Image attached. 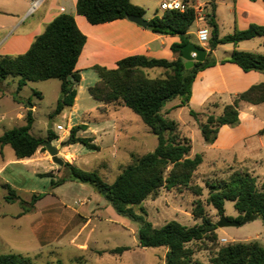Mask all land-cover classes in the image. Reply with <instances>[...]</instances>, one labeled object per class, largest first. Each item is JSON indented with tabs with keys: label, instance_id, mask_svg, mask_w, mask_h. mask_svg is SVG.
<instances>
[{
	"label": "rangeland",
	"instance_id": "obj_1",
	"mask_svg": "<svg viewBox=\"0 0 264 264\" xmlns=\"http://www.w3.org/2000/svg\"><path fill=\"white\" fill-rule=\"evenodd\" d=\"M23 4L24 0H0V54H20L27 45V35L37 13L33 11L24 16ZM191 31H195L194 25ZM254 42L257 41L245 44L254 49L257 46ZM246 45H242L243 49ZM217 55L224 56V50L218 51ZM154 70L158 69L150 70V77H154ZM18 79L9 77L8 85L0 90V136L7 130L25 125V120L19 119L17 113L20 107H26L33 111L30 133L34 137L45 140L51 121L52 131L57 136L51 144L59 149L58 157L77 169L97 173L108 184H112L123 167L134 158L153 152L157 146L156 136L128 108L109 105L101 109L104 106L89 96L87 87L98 81L92 70L83 74L74 108H67L54 118L50 115L60 96L59 80L27 82L17 91ZM225 101L222 96L219 106L207 104L205 108L189 104L170 111L167 116L178 123L180 134L190 139L191 157L203 156L192 180V186L201 188V196L196 197L186 189H161L157 198L145 200L142 206L147 214L146 220L155 228L172 220L187 227L201 225V219L192 215L194 203L198 200L210 223L216 224L221 216L206 203L210 186L227 182L234 172L248 173L256 179L259 189L264 186V144L258 137L240 140L229 149H211L202 139L197 121H204L203 114L221 115ZM178 102L179 99H175L166 106ZM248 107L246 105L243 111ZM251 108L257 121L264 123V105ZM189 110L199 113L197 120L190 116ZM57 124L62 125L65 132L56 131ZM82 124L97 129L96 143L92 141V144H97L99 151H90L79 144L62 145L70 128ZM106 126L107 130L103 131L102 127ZM244 128L248 130L250 125L245 123ZM77 136L90 137L83 131ZM41 152L48 154L45 148ZM25 161L17 160L9 146L0 149V254H21L34 264H164V247H140V222L117 214L90 185L70 181L64 164L58 166L52 162L51 165L36 159ZM53 169L56 172L50 174L52 177L37 176V173H50ZM57 179H65V182L53 188L51 182ZM5 184L16 191L24 204L4 200L7 195ZM33 194H43L44 197L35 203L33 209L22 214L24 208H29ZM224 209L226 218L235 220L239 216L231 201L224 202ZM133 210L140 213L138 206ZM203 231L208 239L188 244L194 250L193 258L201 264H211V258L221 247L237 242H257L264 247V223L259 218L239 227L217 228L215 241H209L212 234L208 232V226ZM222 239L226 242L222 243ZM117 247H128L129 250L121 255L110 254V250Z\"/></svg>",
	"mask_w": 264,
	"mask_h": 264
},
{
	"label": "trees",
	"instance_id": "obj_2",
	"mask_svg": "<svg viewBox=\"0 0 264 264\" xmlns=\"http://www.w3.org/2000/svg\"><path fill=\"white\" fill-rule=\"evenodd\" d=\"M215 0H209L210 12H206L202 26L209 30V39L204 45L208 56L204 62H195L191 69L186 70L181 58V49L191 41L188 34L193 25L196 12L190 0H184V12L157 11L147 21L146 29L152 33L176 36L179 43L171 46L175 59H150L142 55L123 58L116 63V68L107 69L95 65L93 71L98 81L87 90L89 96L105 107L119 105L128 108L156 136L157 146L153 152L136 157L123 167L112 184L105 182L97 173L86 172L64 163L69 173V180L90 185L108 201L119 215L140 222L138 242L142 248L166 249L164 264H201L194 257V250L188 246L193 242L208 239L202 234L205 226L216 240L214 231L216 224H211L206 217L201 201H196L192 215L201 219V225L187 227L177 221H169L161 228H155L146 220V211L142 204L147 199H155L161 189L190 190L196 197L201 196V188L192 186L194 175L203 162L201 154L190 156L191 141L180 134L178 123L168 118L166 104L179 99L175 108L188 107L192 94V85L197 75L212 67L216 62L211 58L212 52L221 45H234L255 38H264V27L251 24L246 30H235L232 34L220 37L214 21ZM76 13L85 18L90 25H100L117 20H128L129 17L144 18L145 10L133 5L130 0H77ZM86 43V36L77 27L74 18L68 14H60L54 18L43 32L36 36L28 50L19 55H0V82L9 77H18L17 91L27 82L59 80L60 96L50 118L62 113L74 105L77 85L81 81L76 64ZM198 46V45H197ZM200 47V46H199ZM231 63L243 72H257L264 75V55L233 49L229 57L221 63ZM162 69L164 72L157 77H150L146 70ZM16 101L15 98H13ZM242 103L256 106L264 104V81L250 86L237 94L230 104L223 107L221 115L203 114L204 121H197L205 144L215 142L219 129L223 126L236 128L240 124L239 111ZM32 110L25 114V125L5 131L0 136V148L9 146L17 160L29 158L37 150H43L46 142L57 138L52 129L47 130L46 139L36 138L31 133L33 124ZM195 120L199 113L189 110ZM86 125L70 128L68 138L63 146L79 144L90 151H99L92 144L91 138L79 137L77 133L85 131ZM41 177H51L42 174ZM65 179L51 182L53 188L62 185ZM8 203L19 201L24 204L16 191L8 184L4 185ZM43 194H33L29 208H34ZM234 203L239 214L235 219L241 222L245 217L258 215L264 223V186L257 187L256 179L248 173L234 172L227 182L211 185L206 203L219 216H223L224 202ZM138 206L140 213L134 212ZM232 220L231 218H228ZM128 247H117L110 254L121 255ZM211 264H264V247L257 242H237L221 247L211 258ZM0 264H34L29 257L21 254H0ZM57 264H60L59 262Z\"/></svg>",
	"mask_w": 264,
	"mask_h": 264
},
{
	"label": "crops",
	"instance_id": "obj_3",
	"mask_svg": "<svg viewBox=\"0 0 264 264\" xmlns=\"http://www.w3.org/2000/svg\"><path fill=\"white\" fill-rule=\"evenodd\" d=\"M37 1H40V3L33 9V6ZM130 1L133 5L139 6L145 10V16L143 19L148 21L155 16L157 11H159V5L167 0ZM179 1L183 2L184 0ZM190 1L192 2L191 5L194 8H201L204 16L206 12H210L208 7L209 0ZM76 2L77 0H24L23 15L25 16L35 11L34 14L37 13V16L34 18L31 30L27 35V45L24 46L22 53H20H25L34 38L40 35L46 25H48L60 14H68L74 18L77 27L86 36V43L76 64V70L80 73L81 81L76 87L77 95L74 105L71 108H74L76 105L84 72L89 70L93 71L92 67L95 65L105 67L107 69H114L116 68V63L119 60L134 55H142L150 59H165L168 61L175 59V54L171 51V46L174 43L180 42L178 37L152 33L146 28L139 27L128 20H117L100 25H90L84 17L77 15ZM214 4V21L218 27L220 37L232 34L235 30H246L251 24L264 27V0H215ZM34 14L31 17H33ZM193 25L195 26V31H191L190 28L188 34L191 38L190 42L197 45V30L202 26V22L194 21ZM253 41H257L254 42L257 45L254 49L245 44L252 43ZM242 45H246V47L243 49ZM233 49L264 55V38H255L249 41H243L238 43L236 46H218L211 54V58L216 62V64L203 70L197 75L192 85V94L189 104L194 103L201 108H205L207 104L219 106V102L222 96H224L227 100L225 101V104L227 105L232 102L233 98L237 94L247 90L254 84L264 81V75L257 72H243L234 64L227 62L221 63V61H224L229 57ZM220 50H224V56L217 55ZM150 70H146V73L149 76ZM154 71H156L154 77L160 76L164 72L162 69ZM7 79L0 82L1 91L8 85ZM88 88L89 87H87V90ZM178 104L179 102L167 105L165 109L173 112L177 109L175 107ZM246 105L249 106L248 110L243 111ZM116 106L117 105H115V107ZM112 107H114V105ZM251 107L254 106L242 103L239 111V126L236 128H229L227 126L221 127L215 142L209 145V147L211 149H229L240 140L244 141L249 137H258L260 139V143L264 144V139H262L264 138V135H261L264 134V123L257 121V117L251 113ZM27 111L28 109H26V107H20L17 117L25 120V114ZM2 119L3 117H1V120ZM245 123L250 125L248 130L244 128ZM102 128L103 131L104 129L107 130V126L106 128ZM84 133H89L90 137L93 138L92 141L96 143V135L98 134L97 129L86 126ZM0 149L3 150V147ZM35 159L37 161H47L49 164L53 165L48 154H42L40 149L37 150L33 156L22 160H26L25 162H27ZM1 170L2 168L0 171ZM55 172L56 170L53 169L48 174H54ZM41 175L42 174L37 173V176L41 177Z\"/></svg>",
	"mask_w": 264,
	"mask_h": 264
},
{
	"label": "water",
	"instance_id": "obj_4",
	"mask_svg": "<svg viewBox=\"0 0 264 264\" xmlns=\"http://www.w3.org/2000/svg\"><path fill=\"white\" fill-rule=\"evenodd\" d=\"M128 21L139 26L142 28L147 27V21L143 18L138 17H129ZM181 58L184 60V67L186 70L191 69L194 66L195 62H204L207 58V50L203 47H199L196 44L189 42L186 45H184L181 49ZM31 108V107H30ZM52 128L51 121L49 122L48 129ZM45 150L47 151L48 155L51 158V161L58 165L63 166L64 162L61 160V158L58 157V148L53 146L51 142L45 143ZM258 215H252L249 217H245L241 222H238L236 220H229L224 216H221L216 223L217 228H225V227H239L245 223L252 222L256 220ZM204 231L202 232V234Z\"/></svg>",
	"mask_w": 264,
	"mask_h": 264
},
{
	"label": "built area",
	"instance_id": "obj_5",
	"mask_svg": "<svg viewBox=\"0 0 264 264\" xmlns=\"http://www.w3.org/2000/svg\"><path fill=\"white\" fill-rule=\"evenodd\" d=\"M40 3V1L35 2L33 9L36 8L38 6V4ZM193 7V6H192ZM194 8V7H193ZM186 9V5L179 0H167L162 2L159 5V11L160 12H164V11H178V12H184V10ZM195 12H196V18L195 21L197 22H202L204 19V15L202 13V10L200 7L194 8ZM209 39V30L207 27L201 26L199 27V29L197 30V42L204 46L207 41ZM55 130L59 131V132H65V128L62 125H56L55 126ZM222 243H225L226 240L222 239L221 240Z\"/></svg>",
	"mask_w": 264,
	"mask_h": 264
}]
</instances>
